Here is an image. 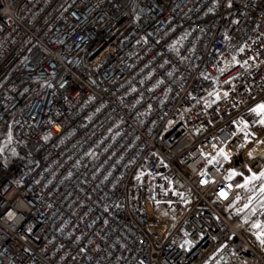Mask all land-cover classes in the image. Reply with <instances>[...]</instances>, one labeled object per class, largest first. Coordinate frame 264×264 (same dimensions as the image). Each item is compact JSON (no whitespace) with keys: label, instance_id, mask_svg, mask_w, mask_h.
Wrapping results in <instances>:
<instances>
[{"label":"built area","instance_id":"built-area-1","mask_svg":"<svg viewBox=\"0 0 264 264\" xmlns=\"http://www.w3.org/2000/svg\"><path fill=\"white\" fill-rule=\"evenodd\" d=\"M262 104L264 0H0V264H264Z\"/></svg>","mask_w":264,"mask_h":264},{"label":"rangeland","instance_id":"rangeland-1","mask_svg":"<svg viewBox=\"0 0 264 264\" xmlns=\"http://www.w3.org/2000/svg\"><path fill=\"white\" fill-rule=\"evenodd\" d=\"M244 118L247 126L255 133L254 137H257L255 138L257 140L253 143L254 149L257 147V143L264 140V124L260 123L264 118L259 117V113L254 110L247 112ZM214 162L219 165V168H226V163H223L221 158L214 159ZM261 173H264V166L257 173H250L247 168H244L235 175V179L238 182V193L232 202L235 212L241 211L249 205H252L253 209H255L264 204V191H262V188H264V176H261Z\"/></svg>","mask_w":264,"mask_h":264},{"label":"snow or ice","instance_id":"snow-or-ice-1","mask_svg":"<svg viewBox=\"0 0 264 264\" xmlns=\"http://www.w3.org/2000/svg\"><path fill=\"white\" fill-rule=\"evenodd\" d=\"M254 111H257L258 113L264 114V104L259 105L257 109ZM260 123L264 124V119L260 121ZM261 176H264V173H261ZM262 191H264V188H262ZM255 227H260L259 225H254Z\"/></svg>","mask_w":264,"mask_h":264}]
</instances>
